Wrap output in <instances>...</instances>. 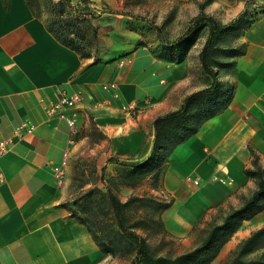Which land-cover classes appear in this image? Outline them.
<instances>
[{
	"label": "crops",
	"instance_id": "0c3cea01",
	"mask_svg": "<svg viewBox=\"0 0 264 264\" xmlns=\"http://www.w3.org/2000/svg\"><path fill=\"white\" fill-rule=\"evenodd\" d=\"M89 1L94 6L98 0ZM243 9L238 4L235 16ZM203 31L180 61L147 45L125 47L110 60L97 53L94 62L57 40L27 0H0V140H11L0 157V264L103 263L101 249L68 206L90 183L71 194L70 175L93 155L97 179L91 188L105 189V171L115 177L118 162L150 154L154 120L212 81L198 60ZM237 44L245 53L234 58L232 69L217 71L221 84L231 88L229 105L172 151L158 186L150 190L155 198L172 201L160 217L179 238L192 241V232L241 205L255 189L244 173L254 156L264 167V9ZM107 82L117 83L118 98L102 90ZM77 90L84 99L73 136L65 118L51 117L47 109L61 92ZM22 124L34 128L20 137ZM65 150L70 151L66 177L58 188L52 169ZM131 193L127 186L115 191L121 202ZM261 228L264 210L244 221L228 242L238 244Z\"/></svg>",
	"mask_w": 264,
	"mask_h": 264
},
{
	"label": "trees",
	"instance_id": "16d2710c",
	"mask_svg": "<svg viewBox=\"0 0 264 264\" xmlns=\"http://www.w3.org/2000/svg\"><path fill=\"white\" fill-rule=\"evenodd\" d=\"M73 1L48 0L47 8L53 19L46 27L62 44L78 51L85 58L93 57L96 62V54L92 51L83 52L86 46L97 40L95 30L88 32L89 20L95 16V11L90 7L89 0H76L75 4ZM212 1L199 3V14L192 19L185 34L175 41L165 40L160 27H155L161 43L157 51L161 57L173 62L180 61L196 41L198 33L207 29L198 60L202 70L212 78L209 86L187 95L178 109L154 120L152 149L146 158L137 162H118L117 175L112 185L106 184L105 189H86L71 203L72 214L86 226L102 253L111 258H128L126 264H211L243 222L264 210V167L254 156L253 167L245 169L244 173L254 180L255 189L242 198L240 206L230 208L218 219L213 218L208 222L198 245L187 252L168 257L155 255L138 229L144 227V224L145 228L151 224L163 227L160 215L171 206L172 201H162L146 194L132 195L126 202H121L114 192L119 186H133L135 181L147 176L151 188H156L172 151L229 105L231 88L221 84L217 79V71L232 69L235 66L234 58L245 53L244 45L237 44V39L256 16L248 17L245 9L230 22L222 24L204 12L205 6ZM27 2L34 10L35 1ZM137 46L146 45L137 42ZM103 179L101 175L102 182ZM255 246L264 247V228L254 231L241 243L237 257L250 252ZM246 264L264 262L250 261Z\"/></svg>",
	"mask_w": 264,
	"mask_h": 264
},
{
	"label": "rangeland",
	"instance_id": "374dc122",
	"mask_svg": "<svg viewBox=\"0 0 264 264\" xmlns=\"http://www.w3.org/2000/svg\"><path fill=\"white\" fill-rule=\"evenodd\" d=\"M33 2L36 13L42 17L45 25L48 26L52 22V15L49 13L47 4L48 0H34ZM204 0H98L94 1V6L90 7L95 11V16L90 18V26L88 32L96 31L97 40L94 44L86 46L84 53L92 51L99 54L102 58L113 59L119 57V52L128 46H137V42H142L146 46L158 50L161 46L158 40L155 27L159 26L161 35L165 40L175 41L184 35L187 28L191 25L192 19L199 12V3ZM76 0L73 1L75 4ZM238 4H243L244 9L248 11L249 16H257L264 9V0H213L206 5L204 12L213 16L217 21L219 19L227 21L233 20ZM126 13L127 15H124ZM235 16V17H234ZM141 18L142 20H138ZM230 20V21H231ZM228 21V22H230ZM222 23L221 21H219ZM227 22V23H228ZM225 24V23H222ZM205 30V29H204ZM142 32V33H141ZM204 31L201 30L196 36V41L191 45V50L197 43L198 39L202 40ZM187 51V54L189 52ZM187 54L183 57H187ZM93 155L86 156L80 163L79 173H71L70 183L67 190L69 193H76L79 187L85 186L91 188L97 179V168L93 165ZM76 169V166L74 167ZM73 168V169H74ZM105 180L107 185H112L115 177L110 172L105 171ZM123 186H119L115 191ZM132 195L152 194L150 190V178L142 177L135 181L133 186H129ZM114 191V192H115ZM69 202L68 206L71 207ZM138 232L145 237L155 255L174 257L194 248L203 238V230L191 233V240L187 238H179L167 231L164 227L156 225H148L141 227ZM244 241V240H243ZM242 241V242H243ZM235 244L230 241L224 245L216 260L211 264H241L250 261L264 262V247H254L250 252L238 256L237 250L241 243ZM235 244V245H234ZM233 245V246H232ZM236 260L238 262H236ZM128 258H111L109 255L103 254L102 264H126Z\"/></svg>",
	"mask_w": 264,
	"mask_h": 264
},
{
	"label": "built area",
	"instance_id": "2783aa9c",
	"mask_svg": "<svg viewBox=\"0 0 264 264\" xmlns=\"http://www.w3.org/2000/svg\"><path fill=\"white\" fill-rule=\"evenodd\" d=\"M93 58V57H92ZM124 61L120 62L119 65H122ZM103 91L111 92L110 96L112 98H118V94L116 92L117 83L115 82H107L101 85ZM84 99V93L81 90L73 91L71 93L61 92L56 102L52 103L48 109L47 114L51 117L58 116L65 118L70 127V132L73 136L77 134L76 129V109L79 105L82 104ZM99 106V104H98ZM131 109H135V107H131ZM32 125L22 124L16 131L17 135L23 137L25 134H30L33 131ZM75 142V138L71 137L69 143L72 145ZM11 145V140L1 139L0 140V157L6 154ZM69 150H65L62 154L61 161L53 167V175L58 188H62L65 182L66 177V167L69 159ZM1 177V174H0ZM223 184H228L231 182L229 179L221 180ZM197 184L196 181H194Z\"/></svg>",
	"mask_w": 264,
	"mask_h": 264
}]
</instances>
